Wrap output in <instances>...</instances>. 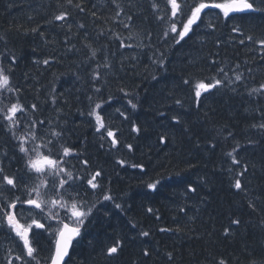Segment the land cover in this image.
<instances>
[{
  "label": "trees",
  "instance_id": "obj_1",
  "mask_svg": "<svg viewBox=\"0 0 264 264\" xmlns=\"http://www.w3.org/2000/svg\"><path fill=\"white\" fill-rule=\"evenodd\" d=\"M153 2L159 9L151 7ZM180 2L183 5L184 0ZM197 2L188 0V5L194 7ZM76 3L83 12L66 0H0V36L4 37L0 66L12 69L13 87L19 89L6 96L11 102L18 96L29 108L23 121L44 120L46 129L51 121V127L63 130L66 146L78 154L69 159L76 174L87 173L90 178L101 172L96 181L100 188H81L82 194L87 190L89 203L111 195L123 208L102 201L105 207L70 250L67 264H217L221 258L227 264H264V132L252 127L264 123V89H260L264 46L256 43L264 39V13L237 14L228 20L202 13V20L193 25L194 34L176 44L177 34L163 36L172 22L166 0H73ZM189 6L184 7L183 17L176 18L178 31L182 30L178 21H186L190 14ZM64 11L71 14L65 21L53 20ZM209 22L216 25L215 30L206 28ZM79 24L84 28H78ZM233 25H239L243 34L231 32ZM208 32L212 35L207 36ZM249 35L253 41L246 40ZM86 45L99 50L95 60H88ZM105 62L110 67L97 69L101 76L93 81L92 70ZM237 64L243 80L235 83V91L222 87L202 93L197 108L196 83L209 82L221 65L231 76L230 68ZM251 89L260 91L250 95ZM109 96L113 99L108 100ZM129 99L136 109L127 103ZM176 99L182 106L175 104ZM33 103L38 111L30 109ZM97 103L101 108L96 111L106 126L99 131L95 117L88 115ZM134 126L141 131H133ZM106 129L114 137H108ZM23 131L21 126L18 134ZM15 143L0 129V166L9 175L21 167L19 157L11 159ZM236 143L241 145L239 166L232 165L226 155ZM243 165L248 166L240 177L246 191H239L234 181ZM156 180H160L157 188L149 189L147 185ZM188 183L197 188L196 193L185 192ZM250 200L256 211L248 207ZM235 219L239 225L232 224ZM41 231L36 230L34 247L48 251L54 238H41ZM140 231H148L149 236H140ZM117 239L123 242L122 251L112 258L102 256L101 247ZM143 249L151 255L144 257Z\"/></svg>",
  "mask_w": 264,
  "mask_h": 264
},
{
  "label": "snow or ice",
  "instance_id": "obj_2",
  "mask_svg": "<svg viewBox=\"0 0 264 264\" xmlns=\"http://www.w3.org/2000/svg\"><path fill=\"white\" fill-rule=\"evenodd\" d=\"M66 2L80 12L84 11L80 3L73 4V0H66ZM112 2L116 3V0H112ZM116 6L120 8L119 4ZM185 6H189L188 0H184L183 5L180 0H166V8L170 11L169 19L172 22L169 30L163 32V36L169 37L170 33L177 34L179 39L175 40L176 44L189 37L190 33L194 34L193 25H197L198 21L202 20V13L205 15L212 13L217 20H220L221 17L224 20L234 19L237 14L249 12L264 13V0H199L194 7L189 6L190 14L187 15L186 21L183 19L178 21L182 24V30L178 31L176 18L183 17ZM151 7L154 10L159 9V5L155 2L152 3ZM215 10H219V13H216ZM70 15L69 12L64 11L54 16L53 20L65 21ZM92 15L95 16V13H92ZM116 15L119 17L120 12L118 11ZM128 19L131 20L132 17L129 16ZM157 19L163 20L164 17L157 16ZM49 23H52V21H49ZM128 26L127 24L125 25V27ZM70 27L71 25H69ZM77 27L82 29L84 25L79 24ZM206 28L215 30L216 25L209 22ZM31 31L35 33L37 29L33 28ZM231 32L243 34L239 25H233ZM40 35L43 36L44 34L40 33ZM206 35L211 36L212 32H208ZM0 39H4V37L0 36ZM246 40L253 41V36H247ZM215 42L216 44L221 43L219 38ZM244 42V40H240V44H244ZM256 43L264 46V39H260ZM86 46L90 48L88 60H95L99 50L91 48L90 45ZM121 47H124L123 43H121ZM15 60L16 57L13 56L12 61L15 62ZM153 62L156 63V61ZM43 63L47 65L49 60H44ZM159 63L161 65L164 63L163 53L159 57ZM212 63L215 65L217 61L214 60ZM101 67L109 68L110 65L107 62L103 65L97 64L96 69H93L91 73L93 81L98 80L101 76V73L97 70ZM238 69L239 65L237 64L234 69H230L233 75L229 76V72L221 65L216 69V75L208 78L209 82L205 83L201 80L196 83L195 98L197 108H199V99L202 93H208L210 90L222 87H228L230 90L235 91V83L243 80ZM11 71V68L6 70L3 66H0V129H3L9 135L11 140L17 142L12 145L13 156L11 159L15 160L19 157L21 167L15 173L9 175L6 173L5 168L0 166V232L5 233V239L19 242L20 250L15 256V260L21 261V264H40L41 259L45 261V264H67L65 258L69 257L70 249L79 244L88 225L93 223L97 218V214L100 213V209L105 207L102 201H113L115 209L123 211V208L121 204L114 202L111 195H103L102 199L98 198L93 203H89L85 199L88 192L86 190L82 194L81 188L85 185L89 186L90 190L93 191L100 188L96 181L101 176V172H94L90 178L87 173L84 175L76 174L72 170L75 169V165H69V159L78 158V154H74L73 149L66 146L63 130L58 131L55 127H51V121H48L50 127L46 129L44 120L32 119L31 117L27 121L22 120L29 108L20 103L18 96L16 97V102H11V97L6 96V93L19 92L18 88L13 87ZM77 79H79V76H77ZM182 82L185 85L189 84L187 79ZM260 89H264V84L260 85ZM260 89H251L249 94L258 92ZM95 91L99 93L101 90L97 88ZM127 95L128 93H125V96ZM88 99L91 102V97ZM112 99L113 97H108V100ZM6 100L8 101L7 103L5 102ZM51 101L53 104L56 103L55 95L51 97ZM127 103L131 105L132 109L137 108V104L130 99ZM175 104L182 106V101L176 99ZM100 108L101 103H97L95 108L88 113L89 116L95 117L97 131L106 127L102 117L96 111V109ZM30 109L33 112L39 110L35 103L30 105ZM116 112L124 116V113L120 112L119 108L116 109ZM173 119H176L179 123L177 117H173ZM21 126H23L24 131L18 134ZM252 127L264 132V123L252 125ZM106 131L108 137H114V133L110 129H106ZM133 131L139 133L141 129L134 126ZM228 135L231 137L232 133ZM160 139L163 141L164 137L162 136ZM116 143L117 141L113 138L112 144L115 145ZM248 143L252 144L254 142L249 140ZM4 147L7 148V145ZM127 147L131 149L132 146L128 145ZM240 147L241 145L236 143L232 151L226 153L231 158V163L234 166L240 165V161L237 159ZM4 157L8 158V151H4ZM82 163L88 165L87 160L82 161ZM120 163L123 164L124 162L121 161ZM133 166L136 167V165ZM242 167L243 171L238 173L235 178L234 188L239 191H246L240 177L247 172L248 166L243 165ZM229 171H231V168ZM159 183L160 180H156L153 183H149L147 187L155 190ZM196 191L197 188L191 183L186 185V193L194 194ZM256 199L259 200V197ZM248 207L252 211L257 210L256 204L251 200L248 202ZM148 212H153V209L149 208ZM103 215L108 217L110 213L105 211ZM36 216L40 218L37 219L35 218ZM232 224L239 225L240 220L235 219ZM132 226L135 227V225ZM36 230H43L49 237L54 238V243L51 240L49 241V256L40 257V249L34 247ZM176 230L179 231L180 229L177 228ZM161 231L171 230L161 229ZM11 233L15 234L14 237H11ZM139 235L148 237L149 232L140 231ZM122 247L123 242L117 239L110 246H102L101 255L106 258H112L122 251ZM8 251L11 252L12 248H9ZM142 254L144 257L151 255L148 249H143ZM166 255L169 260L173 259L171 252L166 253ZM6 264H13V261L6 259ZM217 264H227V262L221 258Z\"/></svg>",
  "mask_w": 264,
  "mask_h": 264
},
{
  "label": "rangeland",
  "instance_id": "obj_3",
  "mask_svg": "<svg viewBox=\"0 0 264 264\" xmlns=\"http://www.w3.org/2000/svg\"><path fill=\"white\" fill-rule=\"evenodd\" d=\"M35 218H40L39 216H36ZM41 222H43V221H41ZM39 231V230H38ZM41 233H43L40 237L41 238H43V239H47V233L45 234V232H43V230L41 231ZM44 234H45V236H44ZM14 233H12V237H14ZM8 240V241H7ZM11 243V244H9V243ZM18 242V241H17ZM8 245H7V244ZM10 245V246H9ZM14 245H17L16 244V241H14V240H11V239H1L0 240V264H6V259L7 260H12L13 261V264H21V261H19V260H15V256H16V254L14 253V252H16V250H18L17 249V247L16 246H14ZM8 247L9 248H12V251L11 252H9L8 251ZM6 252V253H5ZM1 254L3 255V256H1ZM2 257V258H1Z\"/></svg>",
  "mask_w": 264,
  "mask_h": 264
},
{
  "label": "flooded vegetation",
  "instance_id": "obj_4",
  "mask_svg": "<svg viewBox=\"0 0 264 264\" xmlns=\"http://www.w3.org/2000/svg\"><path fill=\"white\" fill-rule=\"evenodd\" d=\"M31 235V234H30ZM46 251V252H45ZM41 253H40V255L42 256V257H46V256H49L50 255V252H48L47 250H41L40 251ZM44 252V253H43ZM41 261H44L43 259H41ZM43 264H45V261L44 262H42ZM42 263H40V264H42Z\"/></svg>",
  "mask_w": 264,
  "mask_h": 264
},
{
  "label": "bare ground",
  "instance_id": "obj_5",
  "mask_svg": "<svg viewBox=\"0 0 264 264\" xmlns=\"http://www.w3.org/2000/svg\"><path fill=\"white\" fill-rule=\"evenodd\" d=\"M230 69H231V68H230ZM230 75H231V72H230ZM231 76H232V75H231ZM233 78H234V77H233ZM138 189H139V188H138ZM143 227H144V226H143ZM126 229H127V228H126ZM126 233H127V231H126ZM42 234H43V233H42ZM45 234H46V233H45ZM45 234H44V236H45ZM124 234H125V233H124ZM126 235H127V234H126ZM126 235H125V236H126ZM37 236H38V235H37ZM11 237H12V236H11ZM123 237H124V236H123ZM51 238H52V237H51ZM7 241H8V240H7ZM37 242H38V241H37ZM8 243H9V242H8ZM11 243H12V242H11ZM11 243H9V244H11ZM6 244H7V243H6ZM7 245H8V244H7ZM9 246H10V245H9ZM15 246H17V245H15ZM17 247H18V246H17ZM8 249H9V247H8ZM45 252H46V251H45ZM5 253H6V252H5ZM40 253H41V252H40ZM43 253H44V252H43ZM41 255H42V254H41ZM41 255H40V257H42ZM1 256H3V255L1 254ZM1 258H2V257H1ZM41 263H42V262H41ZM42 264H43V263H42Z\"/></svg>",
  "mask_w": 264,
  "mask_h": 264
},
{
  "label": "water",
  "instance_id": "obj_6",
  "mask_svg": "<svg viewBox=\"0 0 264 264\" xmlns=\"http://www.w3.org/2000/svg\"><path fill=\"white\" fill-rule=\"evenodd\" d=\"M66 258H67V257H66ZM66 258H65V259H66Z\"/></svg>",
  "mask_w": 264,
  "mask_h": 264
}]
</instances>
